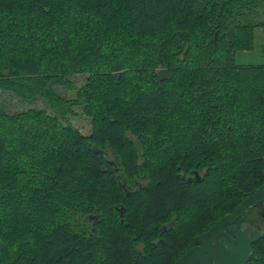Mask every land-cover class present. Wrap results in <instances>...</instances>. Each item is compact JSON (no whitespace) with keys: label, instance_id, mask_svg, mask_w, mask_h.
Wrapping results in <instances>:
<instances>
[{"label":"trees","instance_id":"obj_1","mask_svg":"<svg viewBox=\"0 0 264 264\" xmlns=\"http://www.w3.org/2000/svg\"><path fill=\"white\" fill-rule=\"evenodd\" d=\"M259 8L0 0V93L50 110L0 107V264H174L252 195L264 63L235 53L253 48ZM79 74L74 97L57 93ZM226 229L264 231V194ZM247 264H264V237Z\"/></svg>","mask_w":264,"mask_h":264},{"label":"water","instance_id":"obj_2","mask_svg":"<svg viewBox=\"0 0 264 264\" xmlns=\"http://www.w3.org/2000/svg\"><path fill=\"white\" fill-rule=\"evenodd\" d=\"M264 194V183L247 197L233 213L225 214L208 231L196 237V244L174 264H247L253 257V245L264 237L262 230H240L234 235L226 231L249 210L252 203ZM125 209L120 208L121 217Z\"/></svg>","mask_w":264,"mask_h":264},{"label":"rangeland","instance_id":"obj_3","mask_svg":"<svg viewBox=\"0 0 264 264\" xmlns=\"http://www.w3.org/2000/svg\"><path fill=\"white\" fill-rule=\"evenodd\" d=\"M259 12H264V8H259ZM261 18L264 15L260 16ZM259 19H254L257 21ZM235 62L238 65H261L264 63V26L259 25L255 28L254 46L250 50H241L235 53ZM87 74H79L72 76L71 80L75 84V88L71 89L69 86H58L56 91L64 98H72L76 94L77 88L82 86L86 82ZM0 107L8 111H21L28 108H43L48 109L46 103L43 100H38L34 103L23 102L15 97L12 93L2 92L0 93ZM50 112V110L48 109ZM76 115H69V120L84 134H89L92 130V121L87 115H85L81 108H75ZM112 159V158H111Z\"/></svg>","mask_w":264,"mask_h":264},{"label":"flooded vegetation","instance_id":"obj_4","mask_svg":"<svg viewBox=\"0 0 264 264\" xmlns=\"http://www.w3.org/2000/svg\"><path fill=\"white\" fill-rule=\"evenodd\" d=\"M226 228V227H225ZM243 230V229H242ZM226 231H227V233H229L230 235H234L235 233H237V232H234V233H230V232H228V230L226 229ZM240 231V230H239ZM192 248V247H191ZM189 250V249H188Z\"/></svg>","mask_w":264,"mask_h":264}]
</instances>
